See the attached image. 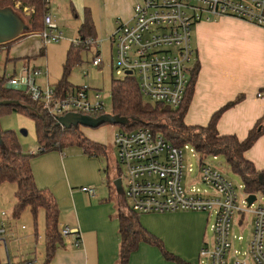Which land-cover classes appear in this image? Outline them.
I'll return each mask as SVG.
<instances>
[{
	"label": "crops",
	"instance_id": "obj_1",
	"mask_svg": "<svg viewBox=\"0 0 264 264\" xmlns=\"http://www.w3.org/2000/svg\"><path fill=\"white\" fill-rule=\"evenodd\" d=\"M49 1L48 13L63 34L69 33L70 28L75 26L78 35L74 37H80L81 25L85 20L86 11H89L94 24V36L97 42L104 43L107 41V19L114 30L111 33L113 35L119 20L131 21L134 6L139 0H69L70 11L64 9L67 0ZM72 15L77 17V25L72 21ZM72 35L74 34L71 33L73 38ZM34 39L35 47L33 43L31 52H25L13 59H23V67L42 68L43 75L38 78L39 83L44 84L47 81L50 83L45 66L31 65L32 58L41 55V49L46 45L38 32L15 41L8 51L12 46L30 47L29 44ZM193 44L196 50L193 66L198 63L199 70L184 117L185 123L190 126H206L216 111L239 95H244L241 102L223 112L218 120L217 129L222 135H236L240 140L246 139L257 122L264 117V27L228 16L202 20L195 26ZM2 48L5 49V45ZM98 55L101 56L100 50ZM261 92L263 95L259 96ZM86 136L90 138L87 134ZM82 149L84 155L81 154V157L85 160L87 157L86 162L92 169L86 183L98 186L96 187L98 192L96 191L94 196L83 192L81 190L83 186H74L73 166L70 163L72 158L69 153L65 154L63 150L56 149L41 153L32 159L33 173L38 186L50 190L57 201L59 230L63 226L79 229L81 245L76 246L70 236L61 235V245L55 250L50 262H47L45 225L44 233L40 235L38 228H35V231L29 230L28 227L23 230L18 218L0 216V220H4L9 228L7 238L10 247L13 246L19 251L20 259L16 264H121L119 215L124 213L120 209L122 198L125 200L123 188L122 191L117 189L118 191L115 190L116 193H113L116 186L110 185L112 178L109 175V167L106 171L108 177L101 179L103 175L99 174L101 171L97 169L93 159L107 155L106 153L91 155ZM31 153L36 151L31 150ZM245 156L258 170H264V132L245 152ZM50 158L55 160L52 166L48 164ZM119 174L114 177L115 181ZM124 207L130 214L128 216L134 214L126 207V203ZM136 216L139 225L155 236L162 246L141 242L131 253L127 264H204L200 252L206 244L213 241L214 234L210 228L215 218L213 214L180 210ZM253 221L254 215L249 212L236 216L232 229L233 249L244 251L243 246L247 247L253 230ZM246 231L247 237L244 235ZM239 235L243 236V240L238 239ZM16 236L18 238L15 240ZM21 241L24 242L22 246ZM238 243L242 249L238 248ZM38 247H43L41 260L36 256ZM8 256L10 263L14 264L10 250L9 255L6 253L7 259ZM2 259L0 252V262ZM229 259L230 264H234L233 251Z\"/></svg>",
	"mask_w": 264,
	"mask_h": 264
},
{
	"label": "built area",
	"instance_id": "obj_2",
	"mask_svg": "<svg viewBox=\"0 0 264 264\" xmlns=\"http://www.w3.org/2000/svg\"><path fill=\"white\" fill-rule=\"evenodd\" d=\"M235 17L264 27V0H139L133 9L131 21H118L111 36L114 44V60L117 75H135L145 98L178 108L184 101L190 74L196 60L193 44L195 26L202 20ZM45 29L39 32L42 41H60L63 32L51 14L45 16ZM94 38H78L74 45L90 48ZM2 49H0L1 51ZM102 63L98 55L95 65ZM42 68L26 66L18 74L11 75L7 85L25 90L34 101L57 121L68 113H106V100L101 91L89 86L58 88L48 81L40 84ZM263 93H259L262 96ZM112 114V113H111ZM99 117V116H98ZM97 118V117H93ZM119 178L122 180L126 207L135 214L164 213L169 211H198L214 215L210 228L213 241L200 252L204 264H230L233 251L234 264H264V198L248 206L245 197L240 202L236 185L218 166L199 154L198 176L185 180L187 165L185 149L178 146L150 127L125 131L115 135ZM189 171H193L192 168ZM203 183L209 188L195 187ZM243 187V186H242ZM81 190L94 196V187L83 186ZM254 215L253 230L244 251L233 249L232 229L239 213ZM6 211H0L5 218ZM21 228L26 229L22 224ZM8 225L0 220V248L9 255ZM62 236H70L74 245H81L80 231L63 226ZM17 237V236H16ZM14 237L16 240L17 238ZM243 240V236H238ZM1 252V251H0ZM10 263V258L8 256Z\"/></svg>",
	"mask_w": 264,
	"mask_h": 264
},
{
	"label": "trees",
	"instance_id": "obj_3",
	"mask_svg": "<svg viewBox=\"0 0 264 264\" xmlns=\"http://www.w3.org/2000/svg\"><path fill=\"white\" fill-rule=\"evenodd\" d=\"M17 3L20 4V11L26 8L33 10L28 22H26L28 29L19 37L43 31L46 27L45 16L49 12L50 1L0 0V9L12 8L16 11ZM93 31L94 24L90 12L86 11L79 38L96 39ZM18 38L0 44V49H3L4 45L5 48L9 49ZM81 48L88 47L72 44L68 50L64 74L55 85L58 88L63 89L72 86L68 82V75L73 64L80 59L79 49ZM43 49H41V55L45 54ZM198 70L199 64L195 63L190 74L185 99L178 108H172L161 102H154L153 104L144 102L145 97L135 75L129 74L125 78L114 79L112 83V114L129 119L126 125L118 124L122 130L130 131L140 127H150L162 133L174 145L184 146L187 144L192 146L202 157L223 156L230 169L242 178L245 194L264 195V170H258L255 164L245 156V152L264 132V117L257 122L244 140H240L236 135H222L217 129L218 120L225 110L244 99V95H239L235 100L216 111L208 125H187L184 117L192 97ZM9 78L10 76L0 72V101L14 102L0 106V118L8 112L19 113L32 118L40 145L38 153L56 149L63 150L71 145H79L91 155L106 153V146L85 136L80 126L65 128L59 125L58 121L49 115L37 101H34L25 90L9 87L7 85ZM98 116L101 115L93 114V117ZM38 153L24 151L14 131H3L0 128V185L6 182L17 185L13 213L15 218H20L22 212L29 208L37 220L40 209L45 210L46 257L47 262H50L55 250L62 243L59 230V208L52 192L46 188H40L35 180L32 159ZM136 215L135 213L131 216L124 213L119 215L121 264H127L131 253L137 249L141 242L160 245V241L155 239V236L146 231L142 225H139ZM168 257L177 259L171 255Z\"/></svg>",
	"mask_w": 264,
	"mask_h": 264
},
{
	"label": "rangeland",
	"instance_id": "obj_4",
	"mask_svg": "<svg viewBox=\"0 0 264 264\" xmlns=\"http://www.w3.org/2000/svg\"><path fill=\"white\" fill-rule=\"evenodd\" d=\"M19 3L16 4L15 9L19 13V15L28 22L29 16L32 13V8H26L22 11L19 10ZM68 6V7H67ZM70 1L67 0V5L64 9L69 10ZM108 15V14H107ZM72 21L75 22L77 25V17L72 15ZM114 25L112 21V26ZM69 33L64 32V38L60 41H50L44 46V55H39L37 57L32 58L31 65H38V66H45L48 70L49 81L52 85H57V83L61 80L64 74V66L67 59V53L70 49L73 41L78 39L79 37H74L78 35V29L74 26V28H70ZM114 30L111 28L110 20L107 19V41L104 43L97 42L96 44L92 45L90 48H81L80 50V59L71 67L70 73L68 75V82L70 85L75 87L80 86H89L92 89H96L102 92L105 100H106V113H112L113 110V96H112V83L114 79H122L125 78L124 75H117L115 70V60H114V44L111 40V33ZM39 33V32H38ZM71 33L74 35L73 38L71 37ZM26 37V35L19 37L17 40ZM15 40V41H17ZM100 40V39H99ZM14 41V42H15ZM31 41V40H30ZM13 42V43H14ZM34 43L35 47V39L32 40L29 44L30 47L22 46H12L11 50L8 51L7 48H3L0 51V72L6 74L7 76L18 74L23 65V59H13L16 58L15 56L23 55L25 52H31L32 45ZM98 50L101 51L102 63L100 65L94 64V59L97 56ZM39 80V79H38ZM144 102L154 103L148 98L143 99ZM0 128L3 131L9 130L14 131L22 145V148L26 152H31V150H35L36 153L39 152L40 145L37 140L36 131H35V123L32 118L15 113V112H8L1 116L0 118ZM82 129L81 131L86 136V134L93 140L99 141L106 145V154L99 157H95L93 159L94 164H96L97 169L101 172L99 174L106 179L108 174H106L107 168L109 167V175L112 179H110V185L114 187V177L119 174V170L123 171V167L118 165L117 162V149L115 145V135L116 132L121 128L118 124L112 123H105L97 128H91L87 126H80ZM23 130L27 131V133L23 132ZM86 134H85V132ZM59 152V151H58ZM63 152L69 153L70 163L73 166V178H74V186L81 187V186H88L94 187L98 192L97 185H89L86 183L87 177L92 174L91 167L87 164V157L86 160L81 157V154L84 155L83 149L80 146H69L63 149ZM44 153V152H43ZM55 153V152H52ZM185 163L187 165L186 169V178L188 180L196 179L198 176V166H199V154L196 155L192 146H188L185 149ZM41 155V153L36 154V157ZM91 160V158H88ZM211 164H214L221 168L222 172L226 174L237 187L240 202L243 201L245 197V192L243 186L242 178L235 174L229 167L226 159L223 156H217V159L213 157H209L207 159ZM54 159H49L48 164L52 166L54 164ZM192 168V172L189 169ZM116 173V174H115ZM117 178V177H116ZM114 180V181H113ZM116 186V185H115ZM97 187V188H96ZM195 187H199L201 189L209 188L207 185L203 183L197 184ZM82 188V187H81ZM17 189V185L15 183L6 182L0 185V211L5 210L7 211L8 215L12 219L15 218L13 216L14 213V203L15 200V191ZM109 189V188H108ZM107 189V191H108ZM117 190L113 188V193L115 194ZM264 198V195H263ZM123 199V203H120V209L126 215H130L124 207V203L126 201ZM63 202H65L63 200ZM116 203V200L114 199ZM5 217V218H6ZM45 211L41 209L38 213L37 220L35 219L34 215L30 211V209H26L22 212L20 218H18V222L25 224L29 230L35 231V228H38V233L42 235L44 233V221ZM38 222V224H37ZM20 234V233H19ZM244 235L248 236V231L244 233ZM18 238V237H16ZM19 240V239H18ZM19 242V241H18ZM11 243V241H10ZM24 242L21 241V246ZM238 248L242 249L240 243H238ZM243 250L246 247L243 246ZM10 254L12 253V259L14 264L18 262L20 259V254L18 253V249L11 246L9 244ZM1 255H2V262L0 264H11L9 263L6 257V251L4 247L0 248ZM36 256H38L41 260L43 257V247H38L36 251ZM38 258V260H39ZM201 262V261H200ZM13 264V263H12Z\"/></svg>",
	"mask_w": 264,
	"mask_h": 264
},
{
	"label": "water",
	"instance_id": "obj_5",
	"mask_svg": "<svg viewBox=\"0 0 264 264\" xmlns=\"http://www.w3.org/2000/svg\"><path fill=\"white\" fill-rule=\"evenodd\" d=\"M28 29L25 20L17 11L12 8L0 9V44L12 41L22 35ZM131 74L130 71L127 72ZM12 101H0L1 105L13 104ZM129 119L114 114H103L97 118L86 116L80 113H68L58 118V124L65 128L87 126L97 128L105 123L126 125ZM27 133V131L23 130ZM115 185L119 191H122V180L118 178ZM257 200L256 194H249L246 198L248 206H251Z\"/></svg>",
	"mask_w": 264,
	"mask_h": 264
}]
</instances>
